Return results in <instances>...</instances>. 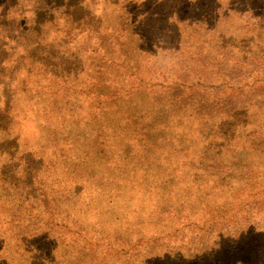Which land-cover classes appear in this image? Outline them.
Listing matches in <instances>:
<instances>
[{"label":"rangeland","instance_id":"rangeland-1","mask_svg":"<svg viewBox=\"0 0 264 264\" xmlns=\"http://www.w3.org/2000/svg\"><path fill=\"white\" fill-rule=\"evenodd\" d=\"M170 1L0 0V264L246 262L232 248L264 227V0H207L191 21ZM158 204L149 233L168 236L139 241Z\"/></svg>","mask_w":264,"mask_h":264},{"label":"trees","instance_id":"trees-1","mask_svg":"<svg viewBox=\"0 0 264 264\" xmlns=\"http://www.w3.org/2000/svg\"><path fill=\"white\" fill-rule=\"evenodd\" d=\"M170 4L173 6V9H174L172 11V13L176 14L174 19H177L178 21H180V20H190L191 21V18L188 17V15H182L179 12H181V11L190 12L189 8L192 7V6L195 7V11H198V9L207 10V7H206L207 6V0H196L194 2L192 0H171ZM174 6H176L178 11L175 10ZM194 20H197V19H194ZM193 177H194V175H192L190 177L191 181L194 180ZM155 188H156V185H153V184L148 186V189H150L151 191H154ZM178 195H179V193L177 194V196ZM156 196H157L156 194H154L153 196L150 195V199H148L146 197V202L148 203L147 200H151V201H153V199L156 200ZM180 200H181L182 204H184V202L185 203L187 202L186 200L183 201V199H180ZM125 206H127V208L130 211L134 212L137 215H138V213H140V211H138L139 209H137L138 206L133 201L128 202ZM153 211L156 212V216H154V218L151 217V215H150L151 211L148 214L143 213L145 218L148 219V220L147 219L145 220L147 228L142 229L146 233H144L141 229L138 230V233L140 234V236H142V237L139 238V241L142 239V240H146V241H149V242H156L157 240L161 239L163 236H168V234H165V235H161V234L160 235L159 234L153 235L152 233H149L150 226H153V225L156 226V225H158V223H161L160 219H162L164 217L165 211H167V210H165L164 207L161 204H158V206L157 205L152 206V212ZM143 215H141V216H143ZM124 218H125L124 214L121 213L120 216L117 218V221L120 222V221L124 220ZM136 218L138 220L139 217L137 216ZM178 218L176 219V221H180V219H178ZM194 218L197 219L198 216L194 217ZM133 224L134 225H138L139 224L140 228H142V225H144L143 221L137 222L136 220L133 221ZM153 227H151V228H153ZM263 228L264 227L260 225L259 228L253 230V232L245 233L244 236H242V239H244V238L247 239L246 242H243L244 245H235V247L232 248V253H234L235 256H237V258H239L240 256H245V261L246 262H244L242 264H251L252 262L259 263L261 261V260L255 261V259L258 258V256H259L258 245L259 244H263L264 245V234H263L264 230H263ZM136 231H137V229H136ZM162 231H163V229L160 232H162ZM102 232L103 231L99 229V230H97L96 233H98V235L100 236V233H102ZM252 233H254L255 236H252ZM142 234H145V235H142ZM122 235H124V234H121V236ZM117 236H120V235L118 234ZM129 236L130 235L128 234L126 239H128ZM97 238H98V236H97ZM242 239L240 241H242ZM98 240H102V239L98 238ZM101 242H103V241H101ZM112 242L113 241H111L110 243H112ZM223 243H226V241H224V240L220 241V244L217 246L218 250H221L223 248L222 247L224 245ZM171 248H176L175 244H173L171 246ZM151 249H152V247L148 251V255H150V252L152 251ZM261 249H263V247L260 248V250ZM171 251L172 252L167 251L169 254H166L167 253L166 252V253H164L161 256H153L152 259H154V260H149V262H147L146 264L153 263L151 261H155V260L160 261V262H158L159 264H205V263L202 262V259L206 260V262H208V264H223L220 260L224 257V252H225V251H223L220 254L219 258H217V257L213 258V259L210 258V257L216 256L218 254V252H219L218 251L217 253H215L212 256L204 257V256L200 255L201 257H204V258H201L200 256H194L193 258L185 259L181 252H179L177 250H174V251L171 250ZM244 252L246 254H244ZM226 253L230 254V251L226 252ZM210 254L211 253H209V255ZM179 260H182V261H179ZM138 263H139V261H138ZM140 263H142V261Z\"/></svg>","mask_w":264,"mask_h":264}]
</instances>
